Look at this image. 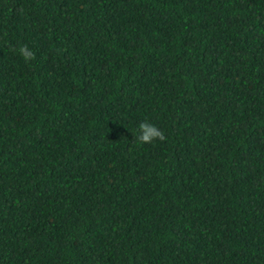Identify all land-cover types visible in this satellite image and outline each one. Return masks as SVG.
<instances>
[{"label": "trees", "instance_id": "trees-1", "mask_svg": "<svg viewBox=\"0 0 264 264\" xmlns=\"http://www.w3.org/2000/svg\"><path fill=\"white\" fill-rule=\"evenodd\" d=\"M0 264H264V0H0Z\"/></svg>", "mask_w": 264, "mask_h": 264}, {"label": "clouds", "instance_id": "clouds-1", "mask_svg": "<svg viewBox=\"0 0 264 264\" xmlns=\"http://www.w3.org/2000/svg\"><path fill=\"white\" fill-rule=\"evenodd\" d=\"M18 51L26 63L35 59L34 53L27 45L19 47ZM138 133L136 139L141 143H151L154 140L164 141L166 139L164 132L148 121H143L138 125Z\"/></svg>", "mask_w": 264, "mask_h": 264}]
</instances>
